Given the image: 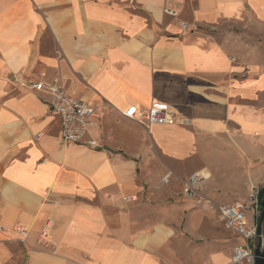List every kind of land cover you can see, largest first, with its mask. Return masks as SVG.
Here are the masks:
<instances>
[{"label":"crops","instance_id":"1","mask_svg":"<svg viewBox=\"0 0 264 264\" xmlns=\"http://www.w3.org/2000/svg\"><path fill=\"white\" fill-rule=\"evenodd\" d=\"M31 83L94 106L102 148L64 145ZM157 103L173 124L120 114ZM261 164L264 0H0V264H228L201 204Z\"/></svg>","mask_w":264,"mask_h":264},{"label":"built area","instance_id":"2","mask_svg":"<svg viewBox=\"0 0 264 264\" xmlns=\"http://www.w3.org/2000/svg\"><path fill=\"white\" fill-rule=\"evenodd\" d=\"M165 13L178 16L176 12L168 9L165 10ZM183 28L186 29L187 25L184 24ZM28 88L47 97L46 102L50 106L52 114L61 121V142L64 145H83L95 150L102 148L99 141L92 136V129L96 127V122L93 120L96 112L94 106L70 96L64 87L57 84L31 83ZM120 114L125 119L146 129L153 125H171L175 122L171 108L164 103L154 104L149 109L132 106ZM173 176V173L169 172L163 182L169 184ZM204 181L205 176L202 172H196L184 179L182 181V196L188 200L196 199L201 193ZM260 191L257 186L251 187L246 203L218 205L209 199L205 200L208 209L216 212L224 228L240 240V243L234 248L228 264H255L254 245L256 249L260 247L261 252L264 251V236L258 234L262 212ZM249 215L251 216L249 217ZM16 231L22 235L23 239L28 235V231L24 228H18Z\"/></svg>","mask_w":264,"mask_h":264},{"label":"rangeland","instance_id":"3","mask_svg":"<svg viewBox=\"0 0 264 264\" xmlns=\"http://www.w3.org/2000/svg\"><path fill=\"white\" fill-rule=\"evenodd\" d=\"M260 166H261V173H262V175H264L263 174L264 165L261 164ZM220 167L223 168L222 165H220ZM185 174H186V172L182 173L181 176H184ZM248 182H249V178L246 174H245V177L240 176L236 179H230V180H228V178L224 179L221 176V174H218L216 184L219 186V191L217 192L216 196L214 197V200H215L214 202L219 204V205L229 204V203L234 204L235 202H246L248 200V190L246 187V183H248ZM254 186L255 187L257 186L261 190L264 188V181L261 182V184H255ZM251 187H253V185ZM201 193H203V188L201 189ZM199 197H200V195L197 198H199ZM199 200H201V199H199ZM197 205H198V203H197ZM201 208H204V212H205L204 214L207 217V223L211 226L213 225V226L218 227L219 231L221 232V234L223 236L228 235L231 246L232 245L235 246L236 242L232 238L231 233H229V231H227L224 228V226L219 222L216 212L214 210L208 209V205H206L205 202H203L201 204ZM248 214H251V213H248ZM250 216L251 215H249V217ZM251 221H252V219H251ZM262 231H263V227H262ZM262 235L264 236V233H262ZM252 244L254 245V242ZM254 250L256 251L255 245H254Z\"/></svg>","mask_w":264,"mask_h":264},{"label":"water","instance_id":"4","mask_svg":"<svg viewBox=\"0 0 264 264\" xmlns=\"http://www.w3.org/2000/svg\"><path fill=\"white\" fill-rule=\"evenodd\" d=\"M262 212H261V219H260V225H259V231L258 234H262V226L264 224V197L261 202ZM255 264H264V251L261 252L260 247H257L255 251Z\"/></svg>","mask_w":264,"mask_h":264},{"label":"trees","instance_id":"5","mask_svg":"<svg viewBox=\"0 0 264 264\" xmlns=\"http://www.w3.org/2000/svg\"><path fill=\"white\" fill-rule=\"evenodd\" d=\"M263 197H264V188L261 189V191H260V205H261V202H262ZM261 211H262V207H261ZM260 219H261V217H260ZM259 222H260V220H259ZM262 227H263L262 233H264V224H263Z\"/></svg>","mask_w":264,"mask_h":264}]
</instances>
